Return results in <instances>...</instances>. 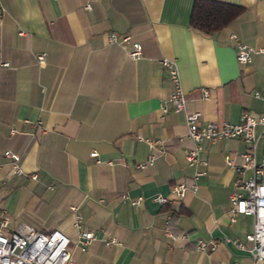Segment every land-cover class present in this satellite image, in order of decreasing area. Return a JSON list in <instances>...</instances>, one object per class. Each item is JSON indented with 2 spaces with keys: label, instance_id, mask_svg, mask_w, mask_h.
<instances>
[{
  "label": "crops",
  "instance_id": "crops-1",
  "mask_svg": "<svg viewBox=\"0 0 264 264\" xmlns=\"http://www.w3.org/2000/svg\"><path fill=\"white\" fill-rule=\"evenodd\" d=\"M221 1L241 11L205 35L188 24L193 0H0V231L58 229L71 264H251V243L232 242L252 219L229 220L235 175L223 159L245 142L201 140L199 162L188 165L195 142L182 112L159 109L171 90L159 61L169 58L199 125L264 111L253 94L264 93V57L237 64L229 38L264 45V0ZM110 33L128 40L108 42ZM131 42L140 45L135 58L126 54ZM5 150L18 155L22 173ZM255 155H264V137ZM195 170L203 172L195 190L174 197L171 186L190 183ZM122 193L138 203L121 201ZM76 216L96 235L87 244H75ZM111 237L117 242L105 244ZM196 238L216 246L197 251Z\"/></svg>",
  "mask_w": 264,
  "mask_h": 264
},
{
  "label": "built area",
  "instance_id": "built-area-1",
  "mask_svg": "<svg viewBox=\"0 0 264 264\" xmlns=\"http://www.w3.org/2000/svg\"><path fill=\"white\" fill-rule=\"evenodd\" d=\"M229 38L235 41L234 57L237 64H246L250 61L252 53H260L264 57V45L250 47L241 43L234 34ZM108 42L127 41L128 36H117L110 33L107 36ZM127 56L135 58L140 54V45L131 42L126 50ZM38 63L42 61L43 54L36 56ZM161 67L166 71L171 84V90L167 97L160 103L159 109L162 113L167 111V106L176 111H181L186 126V135L195 142L193 148L185 153V160L188 165H195L199 162L198 150L201 140H216L221 137H239L246 148L241 153L234 151L223 155L225 164L234 172L231 181V190L228 194L229 220L233 221L236 215H249L252 219L251 229L243 235V239H233L232 242L238 248H243V241H249L251 246L247 249L251 257V264H264V155L256 157L255 141L257 137H264V111L256 117L245 112L241 113L239 120L235 123L222 121L206 122L198 124L199 111H188L185 109V94L182 90L177 66L173 59H160ZM0 65H7L6 61ZM254 96L264 99V93L253 92ZM202 96H207V91L202 90ZM147 146L151 148L154 141L145 139ZM15 174L22 173L18 166V155L11 151L3 152ZM152 154L147 156L145 163H151ZM238 159V162L234 161ZM144 163L137 164L142 167ZM203 174L201 170H195L190 183L178 182L171 186L170 192L176 198H181L186 190H195L197 179ZM35 178L34 173L29 174ZM121 201L128 200L130 204H137L138 199H129L124 193L120 194ZM153 199L159 203L165 202L166 197L155 195ZM73 226L76 229L75 244L84 245L96 237L95 233L88 228L82 227L78 216L75 217ZM111 237L104 240L105 244L116 243ZM69 238L58 229L48 232H40L30 226L20 225L9 232L0 231V264H71L70 252L67 248ZM216 241L195 239V249L202 251L206 248L213 249Z\"/></svg>",
  "mask_w": 264,
  "mask_h": 264
},
{
  "label": "trees",
  "instance_id": "trees-1",
  "mask_svg": "<svg viewBox=\"0 0 264 264\" xmlns=\"http://www.w3.org/2000/svg\"><path fill=\"white\" fill-rule=\"evenodd\" d=\"M239 5L221 0H193L189 26L205 35H212L239 14Z\"/></svg>",
  "mask_w": 264,
  "mask_h": 264
}]
</instances>
